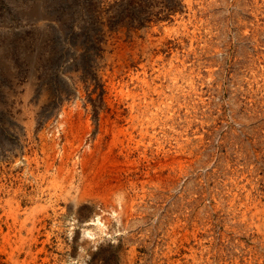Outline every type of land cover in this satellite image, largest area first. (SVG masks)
<instances>
[{
  "label": "rangeland",
  "instance_id": "374dc122",
  "mask_svg": "<svg viewBox=\"0 0 264 264\" xmlns=\"http://www.w3.org/2000/svg\"><path fill=\"white\" fill-rule=\"evenodd\" d=\"M82 169L123 189L77 201ZM172 238L264 264V0H0V264L138 241L152 264Z\"/></svg>",
  "mask_w": 264,
  "mask_h": 264
},
{
  "label": "bare ground",
  "instance_id": "6f19581e",
  "mask_svg": "<svg viewBox=\"0 0 264 264\" xmlns=\"http://www.w3.org/2000/svg\"><path fill=\"white\" fill-rule=\"evenodd\" d=\"M39 18V17H38ZM41 20V19H40ZM47 94V93H46ZM135 115V114H134ZM131 117V116H130ZM133 117V115H132ZM134 118V117H133ZM129 121V120H128ZM133 121V120H132ZM131 122V121H130ZM61 125V123H59ZM51 127V126H50ZM88 130V129H87ZM91 131V130H89ZM87 131V132H89ZM42 143V142H41ZM56 144V143H55ZM87 149V148H86ZM77 150V149H76ZM84 151V150H83ZM85 152V151H84ZM84 156V155H83ZM142 156H145V155H142ZM28 159V158H27ZM28 162V161H27ZM54 162V161H53ZM52 162V163H53ZM88 163V162H87ZM54 164V163H53ZM52 164V166H53ZM78 164V163H76ZM149 164V163H148ZM51 165V163H50ZM85 165V163L83 164ZM26 166V165H25ZM85 168L83 169H86V166H84ZM46 168V167H45ZM65 169V168H64ZM73 170L71 171V173L69 174V178L72 180L71 181V186H72V190L74 191V195H73V198L77 201H81L82 199L84 198H87V197H91V196H99V197H105V198H108L109 196H113L115 195L116 193H118L120 190L123 189V185L120 184V185H105V186H102L98 183L97 180L93 179L92 177L89 178L88 176V173L86 174V171L85 170ZM68 170V169H67ZM147 170V169H146ZM32 171V170H31ZM61 171V170H60ZM62 171H64L62 169ZM61 171V172H62ZM69 171V170H68ZM30 172V171H29ZM148 173V172H147ZM146 173V174H147ZM61 175V174H60ZM92 175V173H91ZM147 176V175H146ZM62 177V176H61ZM66 178V177H65ZM95 178V177H94ZM67 179V178H66ZM74 179V180H73ZM144 179V177H143ZM143 179H136V180H131V183L132 185H136L137 183H141V185L145 184V181ZM69 180V179H68ZM103 180V179H102ZM66 181V180H65ZM70 181V180H69ZM101 182V181H100ZM128 182V181H126ZM68 183V182H67ZM104 183V181L102 182ZM101 183V184H102ZM107 183V181L105 182ZM123 183V182H122ZM115 184V183H113ZM125 185V184H124ZM128 186V185H127ZM130 186V185H129ZM125 187V186H124ZM125 198V197H124ZM110 199V198H109ZM119 199V198H118ZM126 200V199H125ZM112 201V200H111ZM117 201V200H116ZM108 202V201H107ZM126 203V202H125ZM128 203V202H127ZM254 205V204H253ZM124 207H126V204H124ZM113 208V206H112ZM116 208V207H114ZM120 208V209H119ZM118 209V213L121 212V210H123V203L121 205V207H119ZM112 210V209H111ZM117 210V208H116ZM251 211V210H250ZM253 211V210H252ZM101 212V211H100ZM117 212V211H116ZM123 212V211H122ZM103 215V214H102ZM101 214L99 215L98 214V219L95 220L97 221V232L98 229H101L104 227L105 223H104V215L102 216ZM106 215V214H105ZM121 215V214H120ZM107 217V216H106ZM116 218V217H115ZM119 219V218H118ZM107 220V219H106ZM105 220V221H106ZM92 222V220H91ZM120 222V221H119ZM93 223V222H92ZM95 224V223H93ZM111 224V223H110ZM108 225V224H107ZM112 227V226H111ZM172 227V226H171ZM89 228V227H88ZM105 229V228H104ZM113 229V228H112ZM82 230V229H81ZM172 230V229H171ZM96 231V230H94ZM106 231V230H105ZM110 231V230H108ZM84 232V231H83ZM172 232V231H171ZM82 233V232H81ZM95 233V232H94ZM94 233H91L90 230H86L85 231V234H87L88 236H97V233L94 234ZM102 233V232H101ZM83 234V233H82ZM174 234V233H173ZM86 235V236H87ZM100 235V234H98ZM83 236V235H82ZM102 237V235H100ZM99 237V236H98ZM118 237V236H117ZM116 237V239H117ZM83 238V237H82ZM89 238V237H88ZM87 238V239H88ZM108 238V237H107ZM113 238V237H112ZM115 238V236H114ZM93 239V238H92ZM97 239V238H96ZM99 239V238H98ZM120 239V238H119ZM118 239V240H119ZM173 239V238H172ZM90 240V239H89ZM171 240V239H170ZM83 241V240H82ZM94 241V240H93ZM100 241V240H99ZM102 241V240H101ZM104 241V240H103ZM115 241V240H114ZM87 242V241H86ZM96 242V241H94ZM118 242V241H117ZM85 243V242H84ZM114 243V242H113ZM95 245V243H93ZM115 244V243H114ZM119 245V244H117ZM99 246V245H98ZM131 246V245H130ZM93 247V246H92ZM118 247V246H117ZM116 247V248H117ZM120 247V246H119ZM94 248V247H93ZM96 249V248H95ZM119 249V248H118ZM123 249V248H122ZM144 249V244L142 241H138L133 247L129 248L127 251H125V253H122L121 257H122V260H121V264H145V260H146V256L145 255H142L141 254V251ZM124 251V250H123ZM181 252V251H180ZM116 253V252H115ZM119 253V252H118ZM92 254V253H91ZM177 255V254H174V239L171 240L169 243H168V247L166 249V251L162 250L160 253L159 252H156L153 256H152V264H190L188 262V260L186 261H181L180 259V255L178 253V257L175 259L174 256ZM89 256V255H88ZM119 256V255H118ZM90 258V256H89ZM195 259V257L192 259V261ZM91 260V259H90ZM202 260V259H201ZM246 260V259H245ZM248 261V260H247ZM120 263V262H119ZM84 264V263H83ZM248 264H253L252 261H250ZM262 264V263H261Z\"/></svg>",
  "mask_w": 264,
  "mask_h": 264
}]
</instances>
